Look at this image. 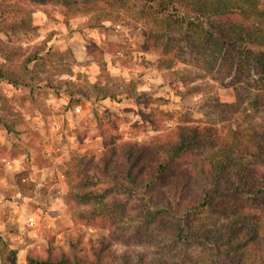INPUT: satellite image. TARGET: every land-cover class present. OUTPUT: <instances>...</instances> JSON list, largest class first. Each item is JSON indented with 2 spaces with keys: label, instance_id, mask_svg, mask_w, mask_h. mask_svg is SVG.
I'll list each match as a JSON object with an SVG mask.
<instances>
[{
  "label": "rangeland",
  "instance_id": "rangeland-1",
  "mask_svg": "<svg viewBox=\"0 0 264 264\" xmlns=\"http://www.w3.org/2000/svg\"><path fill=\"white\" fill-rule=\"evenodd\" d=\"M78 7L66 0H0V69L19 81L0 82V114L17 117L23 129L9 132L0 123V217L17 214L10 217L7 231L0 230L3 241L18 249L32 244L27 256L18 254L17 264H28L30 252L46 254L52 238L62 247L77 235L83 236L84 244L110 239L116 257L141 250L147 257L160 253L187 264H232L219 258L212 244L197 233L184 240L171 228L139 226L124 216L92 223L74 220L76 210L93 203L68 199L73 179L64 167L72 157L93 155L99 160L108 144L117 145L122 139L149 141L178 122L219 121L226 133L231 127L242 129L250 120L264 121V110L258 109L248 110L247 116L219 114L214 101H235L237 86L226 70H219L213 51L187 47L183 28L172 35L176 43L153 48L147 46L146 34L169 28L151 12L117 2ZM111 41L122 44L109 52ZM262 76L254 74L252 86H261ZM95 82L107 83L120 100L100 98ZM18 146L19 160L11 154ZM27 160L51 167L42 176L32 175L36 168H30L28 179L35 186L22 189L15 174L27 170L21 166ZM50 207L54 211L48 219ZM199 223L201 215L191 221L190 229ZM35 225L40 226L38 234H30ZM6 254L4 259L0 251V264L14 260L13 254Z\"/></svg>",
  "mask_w": 264,
  "mask_h": 264
},
{
  "label": "trees",
  "instance_id": "trees-1",
  "mask_svg": "<svg viewBox=\"0 0 264 264\" xmlns=\"http://www.w3.org/2000/svg\"><path fill=\"white\" fill-rule=\"evenodd\" d=\"M66 2L79 9L117 2L151 12L169 30L148 32V47L176 43L172 35L176 28H183L187 47L213 51L219 70H226L232 76L230 82L237 86L235 101H214L219 114L228 117L243 112L247 116L248 110H264V82L257 87L250 80L254 74L264 79V0ZM121 44L109 42V52ZM101 67L108 70L105 62ZM12 75L0 69V82L18 83ZM106 75L111 78L108 72ZM93 86L100 98L120 100L107 83L95 82ZM218 122H178L161 129L149 141L122 139L117 145L108 144L99 160L83 155L66 161L64 171L73 179L68 199L93 203L76 210L74 220L92 223L124 216L139 226L171 228L184 240L200 234L219 258L232 264H264V121L250 120L242 129L231 127L226 133ZM0 123L9 132H23L17 117L0 114ZM19 151L18 146L13 154ZM28 176L29 169L18 171L16 184L33 188L35 181ZM199 215L202 223L190 229L191 221ZM54 239L46 254L30 252L28 264H187L160 253L147 257L141 250L136 255L116 257L112 241L106 238L84 244L82 235L70 236L68 245L62 247L56 246ZM1 242L4 259L6 252L15 256L6 262L17 264L19 249L3 241L0 234Z\"/></svg>",
  "mask_w": 264,
  "mask_h": 264
},
{
  "label": "crops",
  "instance_id": "crops-1",
  "mask_svg": "<svg viewBox=\"0 0 264 264\" xmlns=\"http://www.w3.org/2000/svg\"><path fill=\"white\" fill-rule=\"evenodd\" d=\"M31 150L32 151H34L35 149L34 148H31ZM22 152V150H20L19 151V153H17V154H13V152H11V154H13V158H15V159H17V160H19L20 158H18L19 156V154ZM60 159V157H57V160H59ZM47 163H40V164H35V163H33V161L32 160H27V161H25L24 163H22V167L23 168H25V169H30V168H36V171L35 172H32V175H36V174H38L39 176H42V175H47L48 173H49V170H50V165H46ZM38 167V168H37ZM23 189V188H22ZM54 195H51L50 197H53ZM37 206H39V203L37 202ZM49 211H50V216H48V219H50L51 218V213H52V211H54L53 209H51V207H50V209H49ZM12 215V216H11ZM11 215H4V217H3V219L1 220V217H0V230H5V231H7L8 230V222H9V220H10V217H13V218H15L16 216H17V214L15 215V214H11ZM27 215H28V213H27ZM39 215V214H38ZM0 216H1V211H0ZM15 216V217H14ZM40 216V218H41V215H39ZM36 218H38V217H36ZM39 219V218H38ZM32 220H36L35 219V215H33V217H32ZM38 221V220H37ZM19 228H20V230H22L23 231V229H24V225L23 224H19ZM39 229H40V226H37V225H35V226H33L32 227V229H30V231H29V233L30 234H38V232H39ZM19 238L20 239H22L23 238V236H19ZM23 240V239H22ZM30 245H32L31 243H28L27 244V246H23L22 248H20L19 249V254H20V257L22 258L23 256H27V252H28V247L30 246ZM13 246H16V244H14L13 243Z\"/></svg>",
  "mask_w": 264,
  "mask_h": 264
}]
</instances>
